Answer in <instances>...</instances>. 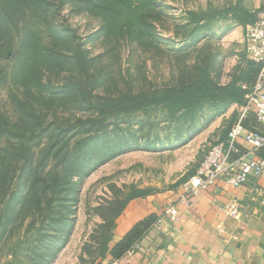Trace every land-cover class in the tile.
Segmentation results:
<instances>
[{"label": "rangeland", "instance_id": "1", "mask_svg": "<svg viewBox=\"0 0 264 264\" xmlns=\"http://www.w3.org/2000/svg\"><path fill=\"white\" fill-rule=\"evenodd\" d=\"M262 5L0 0V264H98L131 200L181 192L234 123Z\"/></svg>", "mask_w": 264, "mask_h": 264}, {"label": "crops", "instance_id": "2", "mask_svg": "<svg viewBox=\"0 0 264 264\" xmlns=\"http://www.w3.org/2000/svg\"><path fill=\"white\" fill-rule=\"evenodd\" d=\"M259 154L264 156V150ZM182 193L131 200L119 218L112 248L136 223L151 217L150 227L136 242L139 249L120 258L109 253L98 264H112L115 259L121 264H264V175L238 188L218 181L194 195L190 204L179 200ZM233 198L241 205L240 219L226 212ZM171 204L178 207L177 221L166 213Z\"/></svg>", "mask_w": 264, "mask_h": 264}, {"label": "built area", "instance_id": "3", "mask_svg": "<svg viewBox=\"0 0 264 264\" xmlns=\"http://www.w3.org/2000/svg\"><path fill=\"white\" fill-rule=\"evenodd\" d=\"M244 43L248 58L259 67L257 75L253 81L241 84L245 91L244 99L238 103L236 119L226 138L210 148L195 174L184 183L179 200L187 204L194 195L218 181L238 188L264 175V156L259 154L264 150V5L247 26ZM241 143L248 145L246 151ZM255 190L261 191L259 188ZM261 202L264 205V196ZM226 212L240 219L241 205L236 198L229 200ZM166 213L172 221L178 220L177 205H169ZM139 247L138 243L134 244L126 255H132ZM112 264H121V260L115 259Z\"/></svg>", "mask_w": 264, "mask_h": 264}, {"label": "trees", "instance_id": "4", "mask_svg": "<svg viewBox=\"0 0 264 264\" xmlns=\"http://www.w3.org/2000/svg\"><path fill=\"white\" fill-rule=\"evenodd\" d=\"M254 63V64H253ZM251 66V70L249 72V78L245 81H253L257 72H258V65L253 62ZM256 66V68L254 67ZM244 81V82H245ZM245 91L241 88L238 89V91L232 95V97L238 99V103L243 102ZM152 223V218H146L144 220L139 221L136 223L133 228L111 249L110 254L113 258H120L122 257L129 249H131L134 244L140 240V238L143 236L145 231L150 227Z\"/></svg>", "mask_w": 264, "mask_h": 264}]
</instances>
